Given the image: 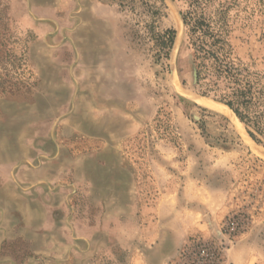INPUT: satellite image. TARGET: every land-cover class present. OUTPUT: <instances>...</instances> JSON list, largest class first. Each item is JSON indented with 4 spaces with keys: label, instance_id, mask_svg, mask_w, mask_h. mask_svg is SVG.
<instances>
[{
    "label": "rangeland",
    "instance_id": "1",
    "mask_svg": "<svg viewBox=\"0 0 264 264\" xmlns=\"http://www.w3.org/2000/svg\"><path fill=\"white\" fill-rule=\"evenodd\" d=\"M191 9L264 73V0H0V264H264V138L195 87Z\"/></svg>",
    "mask_w": 264,
    "mask_h": 264
},
{
    "label": "trees",
    "instance_id": "2",
    "mask_svg": "<svg viewBox=\"0 0 264 264\" xmlns=\"http://www.w3.org/2000/svg\"><path fill=\"white\" fill-rule=\"evenodd\" d=\"M180 17L192 51L190 69L199 94L213 93L215 101L225 105L245 126L249 138L262 144L257 135L264 138V73L250 70L233 58L224 28L212 26L197 16L195 9L180 12ZM5 20L0 10V31L5 30ZM174 37L173 30L161 35V48L171 49ZM4 84L0 82V94H18V89Z\"/></svg>",
    "mask_w": 264,
    "mask_h": 264
},
{
    "label": "built area",
    "instance_id": "3",
    "mask_svg": "<svg viewBox=\"0 0 264 264\" xmlns=\"http://www.w3.org/2000/svg\"><path fill=\"white\" fill-rule=\"evenodd\" d=\"M244 218L231 216L224 224V239L231 241L241 233L244 227ZM223 249L213 242L192 241L182 250L181 264H222Z\"/></svg>",
    "mask_w": 264,
    "mask_h": 264
},
{
    "label": "bare ground",
    "instance_id": "4",
    "mask_svg": "<svg viewBox=\"0 0 264 264\" xmlns=\"http://www.w3.org/2000/svg\"><path fill=\"white\" fill-rule=\"evenodd\" d=\"M223 106H224V105H223ZM224 107H226V106H224ZM226 108H227V107H226ZM231 113H232V112H231ZM232 114H233V113H232ZM233 116H234V114H233ZM233 116H232V117H233ZM234 117H235V116H234ZM235 118H236V117H235ZM236 119H237V118H236ZM254 153H257V154H258L259 152L254 150ZM261 155H262V154H261Z\"/></svg>",
    "mask_w": 264,
    "mask_h": 264
},
{
    "label": "water",
    "instance_id": "5",
    "mask_svg": "<svg viewBox=\"0 0 264 264\" xmlns=\"http://www.w3.org/2000/svg\"><path fill=\"white\" fill-rule=\"evenodd\" d=\"M180 19H181V17H180ZM182 22V21H181ZM223 105V104H222ZM225 106V105H224ZM235 116V115H234Z\"/></svg>",
    "mask_w": 264,
    "mask_h": 264
}]
</instances>
